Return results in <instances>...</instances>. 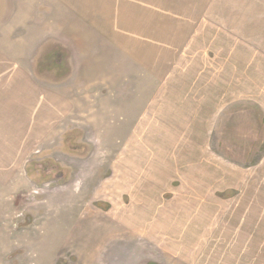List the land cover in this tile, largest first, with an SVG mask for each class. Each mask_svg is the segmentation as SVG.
Segmentation results:
<instances>
[{
  "label": "rangeland",
  "instance_id": "374dc122",
  "mask_svg": "<svg viewBox=\"0 0 264 264\" xmlns=\"http://www.w3.org/2000/svg\"><path fill=\"white\" fill-rule=\"evenodd\" d=\"M201 4L171 0L160 10L166 21L145 25L141 54L129 57L135 43L120 41L108 18L97 19L106 39L95 32L81 48L40 40L55 25L1 18L0 47L35 64L46 90L24 132H0V264H174L199 253L211 264L250 262L218 221L209 241L200 218L187 217L186 229L173 223L206 203L186 193L219 192L228 209L253 191L243 182L264 178V0H207L200 21ZM0 7L1 16L12 8ZM178 13L199 35L171 64L157 37L171 34Z\"/></svg>",
  "mask_w": 264,
  "mask_h": 264
},
{
  "label": "crops",
  "instance_id": "0c3cea01",
  "mask_svg": "<svg viewBox=\"0 0 264 264\" xmlns=\"http://www.w3.org/2000/svg\"><path fill=\"white\" fill-rule=\"evenodd\" d=\"M174 1L175 0H173V2ZM190 1L192 3V0ZM2 2H6L9 9L12 8L7 12L8 14L0 15V20L3 17L5 19L6 16H8V18L12 16L8 24L55 25V32H51V29L50 31L47 29V35L40 40L58 41L71 38L68 40L80 42L79 48H81L82 44L83 46L89 42L92 44L94 39H92L91 34H95V32L100 33L101 38L103 37L105 22H97V19L108 18L116 25V29L111 28L110 31L114 30L118 35H122V38H119L120 41L135 43L134 49L136 53L133 55L126 53V57L138 56L141 54H139L137 47L138 44L141 46V42L145 40V29H147V32L149 31V28L145 27V25H155V21L159 24V21L163 20V18L160 17L162 14L160 10H164V6L166 5L167 7H171V0H0V5ZM194 2L200 4L202 2L201 5L195 6L194 8L196 10L200 8L201 12L199 13L198 10L197 14L200 15L201 21L203 17L202 10L206 7L205 3L207 0H194ZM149 6H151V15L149 14ZM175 7H177V9L181 8L179 6ZM31 11L33 12L29 15ZM82 11H86V16L81 15ZM65 12H71L73 18H76V22L65 21L64 18L67 17L65 16ZM49 14L55 16L54 20L44 21V19L48 18L53 19ZM20 17H24L23 22L15 20ZM164 19L163 21H166L167 18ZM79 20L82 21V24H86L87 27L83 29L81 27L82 24H79ZM188 24L191 26L193 25V22H191V15L178 13L171 18V31L168 30L171 34H158L157 41L167 43L169 50H171V64L179 57L184 58V60L186 59V54L189 52L188 49L199 35V33L197 34V31L193 29L194 27L186 28ZM58 27L60 29L59 31L57 30ZM153 34H155V32ZM103 38L106 39L105 37ZM120 49L121 47H119V50ZM126 49L128 48L125 47V50ZM80 52L82 57L90 56V54H86L85 50ZM11 54V51H8V49L0 47V132H24V128L27 127V125H25L27 123L25 122L31 121V116H34L33 113L29 114V111L33 110L31 108V103L32 105H41L37 93L40 91V94H42L41 88H45L46 90V87H42L41 80L32 75L36 71L35 64H23L21 62V57L19 58L22 54ZM86 65L88 74L95 71V69L92 68V64L86 62ZM16 89H18L19 95H23V97L18 96L17 100L14 98ZM16 114H19V116H16ZM10 121L14 123L11 124ZM16 121H19V123H15ZM251 179L248 182H243V184L252 185L253 191L249 193L245 199H241L244 200L241 204H237V202L235 204L232 198L229 199L227 204L228 206L231 205V207L228 209L225 203H220L223 202V198L221 196L222 194L219 192L201 193L204 195L203 197L201 194L194 196L197 192L186 193L185 197L188 200H203L206 201V203L203 206H198L200 204L197 203L189 210L184 209L186 210V216L183 213V220L180 218L173 223L178 227L186 229L187 225L190 224L188 223L187 217H192L190 220V222L192 220L194 222L192 225H196L198 221L197 218H200L207 226L203 225L201 228L203 230L200 234L204 233L200 235L202 241H209L217 238V234L222 228H228L230 232L235 231L234 239L237 240V242H235L236 246L239 247L240 244L241 250H244L242 252L246 253V257H248L250 261L247 263L264 264V178L259 180ZM192 189L195 190L196 188ZM237 192H235L237 197L242 194ZM213 201L217 202V207L210 210ZM245 201H251V203H244ZM222 204L224 205L222 206ZM225 212H227V215ZM221 214L224 217L220 216ZM231 215L233 217H229ZM212 220L218 221L215 227L218 228L219 232L215 235L208 232L209 222ZM172 226L174 225H171V227ZM186 235L191 244H196L200 239V236L191 233L189 228L186 230ZM202 241L199 243L201 246H204ZM209 263L210 262L203 256V253L195 254L191 258H174V264ZM168 264H171V259Z\"/></svg>",
  "mask_w": 264,
  "mask_h": 264
}]
</instances>
